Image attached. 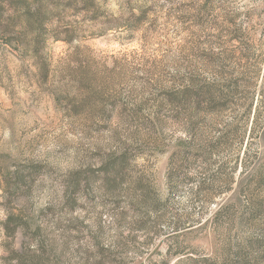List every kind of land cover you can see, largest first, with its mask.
Segmentation results:
<instances>
[{"label":"rangeland","instance_id":"rangeland-1","mask_svg":"<svg viewBox=\"0 0 264 264\" xmlns=\"http://www.w3.org/2000/svg\"><path fill=\"white\" fill-rule=\"evenodd\" d=\"M0 264H264V0H0Z\"/></svg>","mask_w":264,"mask_h":264},{"label":"trees","instance_id":"trees-1","mask_svg":"<svg viewBox=\"0 0 264 264\" xmlns=\"http://www.w3.org/2000/svg\"><path fill=\"white\" fill-rule=\"evenodd\" d=\"M37 46H34V53H33V56L35 58H38L40 57V54H39V50H37V48H35ZM251 111V106H250V109L247 111V115H249ZM246 115V117H247ZM246 148V147H245ZM246 149H244L245 151ZM243 151V152H244ZM24 196V195H23ZM20 215L19 214H15V215H8L2 222V226H3V229L4 231L7 233V234H11L15 227H21L22 229L27 227V224L25 222H23L21 219H20Z\"/></svg>","mask_w":264,"mask_h":264}]
</instances>
